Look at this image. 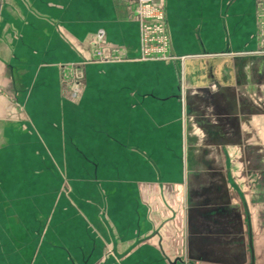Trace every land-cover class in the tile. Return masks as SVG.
Instances as JSON below:
<instances>
[{
    "label": "crops",
    "instance_id": "crops-1",
    "mask_svg": "<svg viewBox=\"0 0 264 264\" xmlns=\"http://www.w3.org/2000/svg\"><path fill=\"white\" fill-rule=\"evenodd\" d=\"M158 2L174 62L140 60L132 2H8L0 89L40 168L6 144L0 174L35 264H264V0ZM101 31L125 61H93Z\"/></svg>",
    "mask_w": 264,
    "mask_h": 264
},
{
    "label": "rangeland",
    "instance_id": "rangeland-1",
    "mask_svg": "<svg viewBox=\"0 0 264 264\" xmlns=\"http://www.w3.org/2000/svg\"><path fill=\"white\" fill-rule=\"evenodd\" d=\"M10 1L11 0H3L1 4L0 52L6 40L8 43L10 42V35L9 32H7L6 22V15L9 10L8 2ZM12 1L19 2L20 0ZM78 82L76 83L77 87L81 86ZM24 118L25 113L23 109L20 108V104L17 105L16 99L9 94L8 91L0 89V171L4 163L2 149H4V145L10 144L14 146L13 150L17 153V157L12 159V165L17 166V169H19L21 163H23V165L25 162L28 163L26 165L31 167L33 171L31 177L32 181H34V178L37 176L36 172L40 168L37 162L38 160L36 161L35 158H33L29 161L25 157H20L19 155L21 152L25 153V151H21L23 147L21 141H19L20 135L23 132L22 128L25 129V125H23ZM12 120L15 121L14 123L17 121L18 124L11 127L9 124L13 122ZM10 137H12L11 141H9ZM16 174H18V176L20 175V173ZM4 185L3 176L0 174V264H35L34 249L32 247L36 244V240H38L37 233L38 230L41 229L35 220V207L17 206L18 204L14 205L10 203V201H8L9 199L5 196L7 189H5ZM32 191L33 197H35L34 190ZM24 208H26V210L28 209L29 212L27 214ZM7 212L13 213L14 215L9 216ZM27 249L28 251L30 250V252L25 254V252H28ZM20 250L24 252L23 256H21Z\"/></svg>",
    "mask_w": 264,
    "mask_h": 264
},
{
    "label": "built area",
    "instance_id": "built-area-1",
    "mask_svg": "<svg viewBox=\"0 0 264 264\" xmlns=\"http://www.w3.org/2000/svg\"><path fill=\"white\" fill-rule=\"evenodd\" d=\"M123 1L132 2L135 5L134 16L140 27V60L174 62L176 57L172 52L167 15L162 3L158 0ZM96 38L93 61L108 63L126 60L124 53L118 49H112L109 53L105 52L102 31ZM182 61L185 59H181ZM65 79L69 82L76 80L73 71L65 73Z\"/></svg>",
    "mask_w": 264,
    "mask_h": 264
},
{
    "label": "water",
    "instance_id": "water-1",
    "mask_svg": "<svg viewBox=\"0 0 264 264\" xmlns=\"http://www.w3.org/2000/svg\"><path fill=\"white\" fill-rule=\"evenodd\" d=\"M251 264H254V260L252 259V262H251Z\"/></svg>",
    "mask_w": 264,
    "mask_h": 264
}]
</instances>
